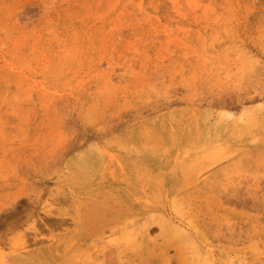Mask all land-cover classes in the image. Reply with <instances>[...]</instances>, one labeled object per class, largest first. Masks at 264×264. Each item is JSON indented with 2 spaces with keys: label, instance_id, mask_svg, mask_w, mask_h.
Returning <instances> with one entry per match:
<instances>
[{
  "label": "rangeland",
  "instance_id": "rangeland-1",
  "mask_svg": "<svg viewBox=\"0 0 264 264\" xmlns=\"http://www.w3.org/2000/svg\"><path fill=\"white\" fill-rule=\"evenodd\" d=\"M100 1L0 0V264H264V0Z\"/></svg>",
  "mask_w": 264,
  "mask_h": 264
},
{
  "label": "bare ground",
  "instance_id": "bare-ground-1",
  "mask_svg": "<svg viewBox=\"0 0 264 264\" xmlns=\"http://www.w3.org/2000/svg\"><path fill=\"white\" fill-rule=\"evenodd\" d=\"M100 1V0H99ZM118 0H116L115 2H117ZM170 1V0H169ZM178 1V0H177ZM188 1H193L195 4H196V7L198 6L197 5V3L199 2V1H194V0H188ZM101 2V1H100ZM155 2V1H154ZM153 2V3H154ZM210 2V1H209ZM95 3V2H94ZM161 3V2H160ZM177 3V2H176ZM180 3V2H179ZM188 3V2H187ZM191 3V2H190ZM194 3H192V4H190V5H192V6H194ZM229 3V2H228ZM139 4V3H138ZM142 4V3H141ZM199 4V3H198ZM201 4H202V2H201ZM206 4V3H205ZM98 5V4H97ZM109 5V4H108ZM175 5V4H174ZM177 5V4H176ZM209 5V4H208ZM87 6V5H86ZM102 6V5H101ZM140 6V5H139ZM142 6V5H141ZM151 6V5H150ZM191 6V7H192ZM207 5H204V13L205 12H208V11H205V9H208V10H210V9H212V7H210V8H207L206 7ZM210 6V5H209ZM208 6V7H209ZM230 6H231V4H230ZM88 7V6H87ZM111 7V6H110ZM175 7V6H174ZM177 7V6H176ZM190 7V8H191ZM195 7V6H194ZM91 8V7H90ZM113 8H115V7H113ZM158 8V7H157ZM180 8V7H179ZM198 8H199V6H198ZM174 9H176V8H174ZM183 9V8H182ZM196 9V8H195ZM213 9H215V8H213ZM158 11V10H157ZM212 11H214V10H211V12ZM88 12H90L89 10H88ZM179 12V11H178ZM181 12V11H180ZM195 12V11H194ZM216 12V11H215ZM96 13H98V12H96ZM182 13V12H181ZM181 13H179V14H181ZM213 13V12H212ZM175 14V13H174ZM205 15V14H204ZM97 16H98V14H97ZM198 16H200V15H198ZM206 16V15H205ZM218 16V15H217ZM216 19V18H215ZM212 20V19H211ZM217 20V19H216ZM220 20V19H219ZM215 21V20H214ZM54 24V23H53ZM220 24V23H219ZM50 32V31H49ZM10 34H12V33H10ZM51 36V35H50ZM78 37V36H77ZM57 40V39H56ZM76 43V42H75ZM79 49V48H78ZM62 51V50H61ZM66 51H68V50H66ZM70 52V51H69ZM67 53V52H66ZM65 53V54H66ZM64 54V55H65ZM63 55V56H64ZM66 56H69V54H67ZM76 56V55H75ZM67 58V57H66ZM65 59V58H64ZM246 61V60H245ZM245 64H248V62L246 61L245 62ZM250 64V63H249ZM251 65V64H250ZM249 65V66H250ZM252 67V66H251ZM253 68V67H252ZM251 69V68H250ZM14 103V102H13ZM11 104V103H10ZM16 104V103H15ZM231 118L233 119V118H235L234 120L237 122V123H245L246 121H248L249 119H250V116L248 115V111L245 109V108H243V109H241L240 111L239 110H237L236 112H233L232 114H231ZM248 123V122H247ZM251 124V123H250ZM111 154V153H110ZM132 154H134L135 155V157L136 156H139V154H138V152H137V150L136 149H132ZM149 154H150V152H149ZM99 157V156H98ZM98 157H94V160H98ZM197 157V156H196ZM137 158V157H136ZM222 159V158H221ZM90 161L92 160V158H90L89 159ZM154 160H155V158H154ZM93 166H95V165H93ZM86 167H89V165H83V166H77L75 169H73V173L76 175V176H80L81 174H83V172L85 171V169H86ZM90 168H92V166L90 167ZM91 170H93V169H91ZM198 172V171H197ZM196 175V174H195ZM72 177V176H71ZM75 179V178H74ZM145 179V178H144ZM141 180V179H140ZM139 180V181H140ZM197 181V180H196ZM56 185H57V183H55ZM59 185V184H58ZM189 185V184H188ZM192 185V184H191ZM195 185V184H194ZM55 186V185H54ZM189 187V186H188ZM258 189V188H257ZM47 190V192H46V196H48L49 195V197H54V199L55 200H57V201H61V202H65V204H67L66 202L68 201V200H74L73 198H71V199H69L68 198V196L63 192V190L62 189H60L59 187L57 188H48V189H46ZM259 190H260V188H259ZM196 191H198L197 189H196ZM196 193V192H195ZM198 193V192H197ZM200 193H202V192H200ZM199 195L200 194H198V197H199ZM194 197V196H193ZM203 197V196H202ZM201 197V198H202ZM206 197V196H205ZM48 198V197H47ZM200 198V197H199ZM198 198V199H199ZM209 198V197H208ZM214 198V197H213ZM188 199V198H187ZM217 199V198H216ZM52 200V199H51ZM208 200V199H207ZM46 201V200H45ZM187 201V200H186ZM190 201V200H189ZM44 202V201H43ZM53 202H54V200H53ZM71 202H74V201H71ZM214 202H216V201H214ZM55 203H59L60 204V202H54V204ZM187 203V202H186ZM208 203H210V202H208ZM45 204V203H44ZM50 204H52L51 202H50ZM62 204V203H61ZM70 204V201H69V203H68V205ZM188 205H189V203H188ZM72 206L73 205H70L69 206V210L67 209V211H68V214L69 215H71V212H72V210H71V208H72ZM88 206V205H87ZM186 206H187V204H186ZM53 207V206H52ZM189 207V206H188ZM187 207V208H188ZM44 209H46L45 207H43ZM192 208H194V207H192ZM213 208H214V206H213ZM178 209V208H177ZM180 209H182V208H180ZM191 209V208H190ZM209 209V208H208ZM210 210V209H209ZM187 211V210H186ZM211 211H212V208H211ZM48 212V211H47ZM55 213H56V211H55ZM72 213H74V211L72 212ZM66 214V213H65ZM90 215V214H89ZM67 216V215H66ZM79 216H80V213L78 212V213H74V214H72L71 216H69V217H71V219L70 220H72V221H74V220H76L77 218H79ZM88 216V215H87ZM93 216V215H92ZM97 217V216H96ZM95 217V218H96ZM214 217V216H213ZM93 218V217H92ZM99 218V217H98ZM53 219V218H52ZM57 219V218H56ZM55 219V220H56ZM214 219V218H213ZM49 220V219H48ZM54 220V219H53ZM62 220V222H63V224H66V223H68L69 222V219L67 220V219H61ZM60 220V221H61ZM133 220V219H132ZM154 220V219H153ZM193 220V219H192ZM50 221H52V220H50ZM92 221H94V219L92 220L91 219V221L90 222H92ZM100 221H102L103 222V220H100ZM215 221V220H214ZM54 222H56V221H54ZM105 222L107 223V221L106 220H104V224H105ZM113 222V221H112ZM155 222L157 223V225H159L164 231H165V237H166V239L171 243V242H175V241H178V248L185 254V256L188 254V258H189V260H190V263L191 264H216L214 261H212V259L213 258H215L214 257V254L212 255V254H210L211 256H212V259H211V257H210V255L209 254H203L202 253V251L201 250H199L200 248L194 243V242H192V241H189V239H188V235L185 233V231H183V230H181V229H177V228H174L173 226H171V225H169L168 224V222H166L165 220H163L162 218H157V220L155 219ZM179 222V221H178ZM143 223H144V221H143ZM193 223H195V222H193ZM213 222H211V224H212ZM69 224V223H68ZM114 224V223H113ZM148 224V223H147ZM54 225V224H53ZM60 225H61V223H60ZM72 225V224H71ZM145 225H146V223H145ZM185 226V225H184ZM194 226V225H193ZM63 227H64V225H63ZM72 227V226H71ZM136 227V226H135ZM186 227H187V225H186ZM134 228V227H133ZM141 228H142V226H141ZM190 228V227H189ZM144 228H142V229H138V230H133V229H124L123 230V233H122V241L125 243V244H127L129 247H131L132 249H134V250H136L137 252H139V253H141L145 248H147L148 250H150L154 245H157V241L153 238V234H152V231L150 230V228H147V229H144ZM98 230V229H97ZM64 231V230H63ZM155 231V230H154ZM153 231V232H154ZM100 232V231H99ZM99 234H102L101 232L99 233ZM39 235V234H38ZM92 235V234H91ZM105 235V234H104ZM119 236V235H118ZM117 236V237H118ZM34 237H35V235H34ZM155 237V236H154ZM121 238V237H120ZM119 238V240H121ZM15 240V239H14ZM49 240V239H48ZM109 240V239H108ZM16 241V240H15ZM46 241V240H45ZM44 241V242H45ZM50 241V240H49ZM48 241V242H49ZM20 242V241H19ZM28 242V241H27ZM35 242V241H34ZM43 242V241H42ZM116 242V241H115ZM118 242H120L121 243V241H118ZM60 243H63V242H60ZM64 243H65V240H64ZM110 243V241L108 242V243H106V244H109ZM169 243V244H170ZM23 244H27V243H25V242H23ZM38 244V243H37ZM40 244H42V243H40ZM44 244V243H43ZM114 244V243H113ZM15 245H17V243L15 244ZM14 245V246H15ZM61 245V244H60ZM159 245L160 244H158V247H159ZM176 245V244H175ZM12 246V245H11ZM20 246H21V244H20ZM20 246H19V244L17 245V247H19L20 248ZM26 246V245H25ZM21 247L20 249H18V250H16V251H13V250H11L13 253L14 252H16L14 255L15 256H10L11 258H12V260H13V262H16L17 261V263H19V264H36V262L35 261H33V260H31V258H27L26 256H24L23 255V253H21L20 251H22L24 248H26V247ZM50 246H52V245H50ZM70 246V245H69ZM69 246H68V248H69ZM167 246H169L168 244H167ZM171 246V245H170ZM177 246V245H176ZM53 247H54V245H53ZM59 247V246H58ZM124 247V246H123ZM163 247V246H162ZM172 247V246H171ZM175 247V246H174ZM9 248V247H8ZM16 248V247H15ZM62 248H65L64 247V244L62 245ZM61 248V249H62ZM112 248V247H111ZM46 249V248H45ZM52 247L51 248H47L46 250H41L44 254H48V256H49V252H52ZM54 249V248H53ZM61 249H60V251H61ZM97 249V248H96ZM48 250H51V251H48ZM92 250V249H91ZM103 250H105V249H103ZM111 250V249H110ZM109 250V251H110ZM166 250V249H165ZM164 250V251H165ZM259 250V249H258ZM10 251V250H9ZM58 249H55V251L54 252H52V253H55V252H57V254H58ZM132 251V250H131ZM154 251V250H153ZM162 252V253H165V252ZM24 252V251H23ZM30 252V251H29ZM108 252V251H107ZM152 252V251H151ZM207 251H205V253H206ZM210 252V251H209ZM208 252V253H209ZM26 253V252H25ZM31 253V252H30ZM112 253H113V251H112ZM40 254V253H39ZM60 254H61V252H60ZM76 254H78V253H76ZM111 254V253H110ZM109 254V255H110ZM150 254H152V253H150ZM155 253L153 252V254L152 255H154ZM52 255V254H51ZM74 255V254H73ZM160 255L162 256V254H161V252H160ZM159 255V256H160ZM181 255H182V253H181ZM40 256H41V254H40ZM111 256H112V254H111ZM120 256V255H119ZM122 256V255H121ZM154 256H156V254L154 255ZM8 257V256H7ZM60 257V256H59ZM58 257V258H59ZM106 257H107V255H106ZM110 257V256H109ZM114 257V256H113ZM37 258V257H36ZM54 258V257H53ZM89 258V257H88ZM108 258V257H107ZM9 260H11L10 258H8ZM119 259V258H118ZM164 259H165V257H164ZM217 259V258H216ZM219 259V258H218ZM217 259V260H218ZM0 260L2 261L3 259L2 258H0ZM12 260L11 261H9V263L10 262H12ZM73 260H75V259H73ZM110 260V259H109ZM116 260V259H115ZM168 260L169 259H167V262H168ZM48 261H49V259H48ZM105 261H107L106 260V258H105ZM121 261H125V260H122V258H121ZM258 261V260H257ZM44 262V261H43ZM53 262V261H52ZM58 262V261H57ZM132 262V261H131ZM6 262H3V263H1V264H5ZM9 263H7V264H9ZM17 263H14V264H17ZM45 263V262H44ZM54 263V262H53ZM52 263V264H53ZM122 263H124V262H122ZM184 263V262H183ZM182 263V264H183ZM45 264H47V263H45ZM55 264V263H54Z\"/></svg>",
  "mask_w": 264,
  "mask_h": 264
}]
</instances>
